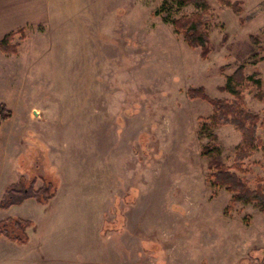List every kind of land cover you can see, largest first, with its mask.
<instances>
[{"label": "rangeland", "instance_id": "374dc122", "mask_svg": "<svg viewBox=\"0 0 264 264\" xmlns=\"http://www.w3.org/2000/svg\"><path fill=\"white\" fill-rule=\"evenodd\" d=\"M51 1L49 21L0 62V105L13 112L1 128L0 196L21 175L59 190L46 206L0 209L35 221L27 247L0 239V264H264V213L207 179L213 160L234 166L242 135L212 127L213 140L201 125L214 107L188 94L233 101L220 88L241 66L264 91V0H206V60L172 24L193 5ZM241 90L264 143V102L254 85ZM207 146L218 151L206 156ZM244 168L256 188L263 149Z\"/></svg>", "mask_w": 264, "mask_h": 264}, {"label": "trees", "instance_id": "16d2710c", "mask_svg": "<svg viewBox=\"0 0 264 264\" xmlns=\"http://www.w3.org/2000/svg\"><path fill=\"white\" fill-rule=\"evenodd\" d=\"M167 1L163 3L167 7ZM179 6L193 5L197 12L191 16H182L172 20L174 29L178 35L183 36L184 41L192 49H200L202 59L206 60L210 53V35L208 31V20L211 15V8L206 0H175ZM28 29L23 27L17 31L6 35L0 42V52L4 55L12 56L19 54L21 42L28 37ZM245 66L238 68L235 73L227 77L222 91L229 93L233 101L213 99L208 96L203 88H191L188 91L190 98L200 99L208 102L214 107L213 115L207 119L211 124L205 122L202 129L210 133L212 127L234 126L242 135V143L237 149L235 164L227 167L213 160L210 165L211 173L207 179L212 182L215 188H226L233 194L234 203H254L264 213V179L258 180L256 188H252L247 179L239 176L237 172L246 174L248 169L244 168L245 162L250 159L256 149H263L264 143L258 135L261 117L250 113L245 108L244 95L241 86L246 82L257 87V99L264 102V91L262 80L257 75L246 76ZM13 118V112L5 104L0 105V136L3 123ZM211 135L214 140L215 135ZM218 150L207 146L203 149V154L211 156L212 152ZM41 186H38L39 182ZM58 183L55 179L45 176L21 175L17 182L10 184L4 191L0 199V209L9 210L14 206H20L27 200H35L39 205L46 206L58 194ZM35 227L33 220L22 219L12 216L0 220V238L23 246L30 243L29 230Z\"/></svg>", "mask_w": 264, "mask_h": 264}, {"label": "crops", "instance_id": "0c3cea01", "mask_svg": "<svg viewBox=\"0 0 264 264\" xmlns=\"http://www.w3.org/2000/svg\"><path fill=\"white\" fill-rule=\"evenodd\" d=\"M52 12L55 13L56 8L53 7V3L51 0H0V42L9 33L17 31L23 27L28 26L30 28L33 27L37 28L42 24H46L49 21ZM3 56H8V55H4L0 52V62L5 63L6 60L4 59L5 57ZM7 187L3 188V192L6 190ZM1 197L2 196H0V199ZM26 202H24L22 205H24ZM11 210L10 209L7 210L6 213H9ZM12 216L20 217L18 215L9 214L7 216L0 217V220ZM26 220H31V219H26ZM23 246L27 247L25 245ZM6 247H8V245L3 246V248Z\"/></svg>", "mask_w": 264, "mask_h": 264}]
</instances>
